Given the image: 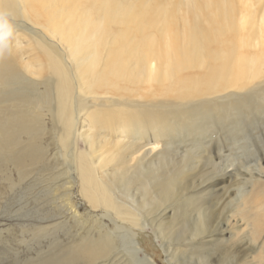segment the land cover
Masks as SVG:
<instances>
[{
	"label": "bare ground",
	"instance_id": "1",
	"mask_svg": "<svg viewBox=\"0 0 264 264\" xmlns=\"http://www.w3.org/2000/svg\"><path fill=\"white\" fill-rule=\"evenodd\" d=\"M0 212V264H264V0H0Z\"/></svg>",
	"mask_w": 264,
	"mask_h": 264
},
{
	"label": "rangeland",
	"instance_id": "2",
	"mask_svg": "<svg viewBox=\"0 0 264 264\" xmlns=\"http://www.w3.org/2000/svg\"><path fill=\"white\" fill-rule=\"evenodd\" d=\"M81 131H82V129H81ZM76 198H77V200H76ZM74 199H75V202L79 206H81L80 208H81L82 211H84V209L86 207H88L87 204L86 205L84 204V199L79 195L78 187H76V189H75V198ZM20 203L22 205L21 201H20ZM17 206L19 207V202L17 203ZM82 213H84V212H82ZM0 214H1V212H0ZM16 214H13V216L12 215L6 216L7 214H5V217L4 218H0V221L3 222V223H17L19 221H23V220L26 221L27 220V219L22 218V217H19L20 220L16 219L14 217ZM5 228H7V226ZM18 231L19 230H16L15 233H18ZM141 237H142L141 246L143 248H145L146 252L153 257L155 264H167L166 263V256H165L164 252L160 249V247H158L157 244L155 243L154 237L153 236L151 237V235L148 236V234L147 235L142 234Z\"/></svg>",
	"mask_w": 264,
	"mask_h": 264
}]
</instances>
